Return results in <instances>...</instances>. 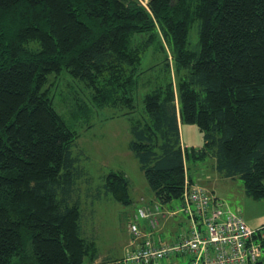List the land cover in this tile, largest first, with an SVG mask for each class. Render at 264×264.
I'll list each match as a JSON object with an SVG mask.
<instances>
[{
	"label": "trees",
	"instance_id": "obj_1",
	"mask_svg": "<svg viewBox=\"0 0 264 264\" xmlns=\"http://www.w3.org/2000/svg\"><path fill=\"white\" fill-rule=\"evenodd\" d=\"M62 74L84 94L80 112L135 115L128 150L161 204L180 199L188 161L209 156L264 199V0H0V264L98 257L82 229L78 133L54 104ZM184 123L201 147H182ZM101 179L131 204L123 173Z\"/></svg>",
	"mask_w": 264,
	"mask_h": 264
},
{
	"label": "rangeland",
	"instance_id": "obj_2",
	"mask_svg": "<svg viewBox=\"0 0 264 264\" xmlns=\"http://www.w3.org/2000/svg\"><path fill=\"white\" fill-rule=\"evenodd\" d=\"M137 1L144 7L148 2V0ZM52 80L55 108L70 121L69 123L78 133L76 149L81 150L80 164L86 172V176L77 183L84 236L95 242L100 255L95 264H104L107 256L108 260L112 259L107 264H116L114 260L129 235L128 220L132 217L140 199L143 204L147 205L154 199L137 160L128 150V143L131 139L129 118H135V115L117 116V114L116 117H110L115 114L111 108L99 111L89 110L87 114L82 113L79 109L82 107L80 104H83L81 98L84 94L82 92L80 94L77 83L66 74ZM75 90L79 92L75 94ZM181 141L188 148L199 147L203 142L198 127L195 124L185 123L181 125ZM211 163L210 158L196 163L189 160L188 174L197 178L205 168L208 169L205 171L208 174L209 171L215 173ZM109 171L121 172L128 178L131 204L123 205L104 194L101 177ZM218 188L216 193L221 196L218 195L217 200L239 211L248 226L256 229L264 225V199H253L246 196L240 179L219 181ZM171 206L174 209L180 207V201H172ZM168 219L164 224V220L160 219V224H163L161 226L163 231L160 234L162 239L179 223V216ZM256 221L260 222L255 224ZM166 224L168 227L164 228ZM84 264H89V261L85 260ZM178 264L188 263L184 260L178 261Z\"/></svg>",
	"mask_w": 264,
	"mask_h": 264
},
{
	"label": "built area",
	"instance_id": "obj_3",
	"mask_svg": "<svg viewBox=\"0 0 264 264\" xmlns=\"http://www.w3.org/2000/svg\"><path fill=\"white\" fill-rule=\"evenodd\" d=\"M180 207L157 199L140 203L127 223L130 235L121 264H257L264 262V225L253 229L243 217L184 172ZM181 215L184 229L168 242L158 235L160 219Z\"/></svg>",
	"mask_w": 264,
	"mask_h": 264
},
{
	"label": "crops",
	"instance_id": "obj_4",
	"mask_svg": "<svg viewBox=\"0 0 264 264\" xmlns=\"http://www.w3.org/2000/svg\"><path fill=\"white\" fill-rule=\"evenodd\" d=\"M180 134H181V126H180ZM203 143V142H202ZM181 144H182V147L184 148V147H186V146H184L183 145V143H182V141H181ZM202 146V144L199 146V147H201ZM192 147H194V146H192ZM194 148H198V147H194ZM207 158H210L211 160H212V163H211V165H212V170L215 172V173H212V172H210L209 171V174L207 173V172H205V171H208V169H206L205 168V170L203 171V172H201V174H200V176L199 177H197V178H193L192 176H190L189 174H188V168L186 167V166H184L185 168H184V170H185V173H186V176H187V178L191 181V182H195V183H198L199 185H201L202 187H204V188H206L207 190H209L216 198H219L218 197V195L219 196H221L219 193L217 194L216 193V191H218L219 190V188H218V182L219 181H227V180H233L232 178H225V177H223V176H221L219 173H217V171H216V169H215V159L212 157V156H209V157H207ZM206 158V159H207ZM235 179V178H234ZM243 190H244V188H243ZM153 196V198L156 200V198L154 197V195H152ZM153 199V200H154ZM225 206H227L229 209H231L228 205H225ZM163 208H165V210H168V211H174V210H176V208L174 209L172 206H171V203H169V204H166ZM232 211H234V212H236V213H239L240 214V212L239 211H236V210H233V209H231ZM241 215V214H240ZM179 216V223L176 225V226H174L173 228H172V231L171 232H169V233H166V237L164 238V239H166V241H168V242H171V240H173L175 237H176V235L178 234V233H180L183 229H184V225H185V220H184V218L181 216V215H178ZM175 217V216H174ZM171 218H173V217H171ZM244 219V218H243ZM169 220V219H168ZM167 219L166 220H164V222H163V224L166 222V221H168ZM244 221H245V219H244ZM246 222V221H245ZM258 222H260V221H256L255 222V224L257 223L258 224ZM162 224V225H163ZM169 224V223H168ZM168 224H166L165 225V227L164 228H166V227H168ZM247 224V223H246ZM161 225V226H162ZM262 225V224H261ZM163 228V229H164ZM180 228V229H179ZM162 229L160 228V230H159V233H158V235L160 236V234L162 233ZM128 232V231H127ZM160 238H161V236H160ZM129 242V235H128V238H127V240L126 241H124V245L122 246V249L120 250V253H119V255L117 256V258H116V260H114L115 261V263L116 264H121V259H122V257H123V255H124V250H125V247H126V245H127V243ZM99 254H98V257L97 258H99ZM108 257V256H107ZM107 257H105V263L104 264H107V263H109L112 259H110V260H108V258ZM95 259L93 262H92V264H95L96 263V261L98 260V259ZM178 261H180V260H176V264H178Z\"/></svg>",
	"mask_w": 264,
	"mask_h": 264
},
{
	"label": "clouds",
	"instance_id": "obj_5",
	"mask_svg": "<svg viewBox=\"0 0 264 264\" xmlns=\"http://www.w3.org/2000/svg\"><path fill=\"white\" fill-rule=\"evenodd\" d=\"M184 172H185V170H184Z\"/></svg>",
	"mask_w": 264,
	"mask_h": 264
}]
</instances>
